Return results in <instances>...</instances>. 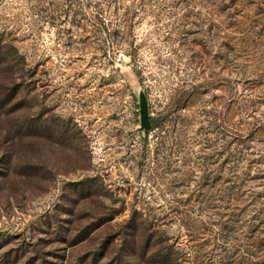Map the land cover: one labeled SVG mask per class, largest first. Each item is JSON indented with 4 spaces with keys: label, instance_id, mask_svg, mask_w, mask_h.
Listing matches in <instances>:
<instances>
[{
    "label": "rangeland",
    "instance_id": "obj_1",
    "mask_svg": "<svg viewBox=\"0 0 264 264\" xmlns=\"http://www.w3.org/2000/svg\"><path fill=\"white\" fill-rule=\"evenodd\" d=\"M0 32L76 132L0 143V264H264V0H0Z\"/></svg>",
    "mask_w": 264,
    "mask_h": 264
},
{
    "label": "trees",
    "instance_id": "obj_2",
    "mask_svg": "<svg viewBox=\"0 0 264 264\" xmlns=\"http://www.w3.org/2000/svg\"><path fill=\"white\" fill-rule=\"evenodd\" d=\"M32 76L34 74L28 69L25 57L19 52L13 41L6 39L4 34L0 32V125H2L6 133L4 134L5 140L0 141V143L12 142L15 135L19 137L41 135L43 131L48 132L49 136L58 135L57 138L61 141L67 138L68 135L73 136L76 134L71 123L66 119H61L58 116H49L48 118V116H45L46 113L35 110L37 108L27 110L29 114H26L25 110L32 106L24 99L23 90L29 88L27 79ZM260 132L264 134V122L256 127V133ZM6 152L8 156L9 152L7 149ZM9 157L10 154L1 161L2 166H0L4 169L8 168ZM16 167L21 169L20 171L24 176H31L32 173H47L41 172L40 169L43 170L44 167L38 165L34 167L27 165ZM3 172L5 171L0 170V173ZM91 180L93 181L94 178H86L84 182L80 183L81 186H84L78 187L76 191L80 192L83 188L90 189ZM130 224L132 225L130 228L133 231L139 229L135 220L131 221ZM155 245H159V243L153 244V246ZM166 248L168 246L162 245L158 248V253L162 258H168L171 254Z\"/></svg>",
    "mask_w": 264,
    "mask_h": 264
},
{
    "label": "water",
    "instance_id": "obj_3",
    "mask_svg": "<svg viewBox=\"0 0 264 264\" xmlns=\"http://www.w3.org/2000/svg\"><path fill=\"white\" fill-rule=\"evenodd\" d=\"M140 107H141V126L147 131L151 129L152 125L149 120L147 101L144 94L140 98Z\"/></svg>",
    "mask_w": 264,
    "mask_h": 264
},
{
    "label": "built area",
    "instance_id": "obj_4",
    "mask_svg": "<svg viewBox=\"0 0 264 264\" xmlns=\"http://www.w3.org/2000/svg\"><path fill=\"white\" fill-rule=\"evenodd\" d=\"M122 58H123V56L121 55V56H119L118 58H117V61L118 62H121L122 61Z\"/></svg>",
    "mask_w": 264,
    "mask_h": 264
}]
</instances>
